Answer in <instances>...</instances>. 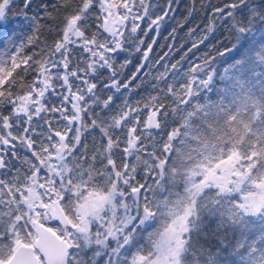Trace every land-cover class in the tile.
<instances>
[{"label": "snow or ice", "instance_id": "obj_1", "mask_svg": "<svg viewBox=\"0 0 264 264\" xmlns=\"http://www.w3.org/2000/svg\"><path fill=\"white\" fill-rule=\"evenodd\" d=\"M177 7L0 0V264H264V0Z\"/></svg>", "mask_w": 264, "mask_h": 264}, {"label": "trees", "instance_id": "obj_2", "mask_svg": "<svg viewBox=\"0 0 264 264\" xmlns=\"http://www.w3.org/2000/svg\"><path fill=\"white\" fill-rule=\"evenodd\" d=\"M205 3L208 2V0H204ZM212 3H220L221 0H211ZM193 3H195V7L197 9V15H195V17L192 20V23L189 24L187 27H185L182 31L179 32V36H180V40L177 41V46H179L180 43L186 41L188 39L187 37V28L188 27H193L197 24H201V25H206L208 23L207 20H203V16H204V12L203 10L200 9V0H178V7H177V11L175 13V19L174 20H169L166 23V26L164 28H162L160 35L157 38V43L154 46L153 52L151 54L153 61L155 59H158L160 55L163 54L164 51H167V48H162L161 45H166L168 43H170L171 41L166 40L165 37L168 35V32L171 30L172 27H175L178 21L183 20L184 16L187 15V9L190 8ZM201 33H197V35L199 36ZM155 35V33H150V36L148 38V42H151V36ZM227 35V32L224 29H219L216 34L215 37L210 39L207 44L210 45H215L217 43V41L219 40H223L225 38V36ZM41 39L46 40L48 43H51L53 40V37L48 35V34H44L42 35ZM190 46V45H189ZM205 51H207V47H201L200 48V53H204ZM29 54H30V50H29ZM132 59V63L128 66V68L123 70L124 75H130L132 71L135 70V66L139 63V54H134L132 57H130ZM179 55L178 54H174L173 56L169 57V60H171L172 62L175 61V59H178ZM83 66V65H81ZM187 67V65H185V68ZM145 71H148V69H146ZM157 71H163V67H158L154 70L151 71L150 75L148 77H146L147 81H149V83H146L145 86L141 87L140 89H138L137 91H135L134 93L131 94L130 97V102H135L137 100H147L149 94H156L155 92H152L151 90V80H152V76L156 75ZM107 77V73H102L100 74L99 78L100 79H104ZM31 77H28V81L30 82ZM169 80L171 81V77H169ZM161 87H163V85H161ZM102 96L103 95H107L108 93L105 92H101L100 93ZM53 103H58V101H56L54 98L52 99ZM120 103V100H117V104ZM40 129L38 128V131ZM92 140L93 137H89L88 138V142H89V147H92ZM95 140H96V144L99 145L100 143V139H99V135L98 133L95 134ZM19 155L21 157H23L24 155H28L27 152H25L23 149L20 150ZM139 179V176H138ZM53 224V226H55V222H51Z\"/></svg>", "mask_w": 264, "mask_h": 264}]
</instances>
